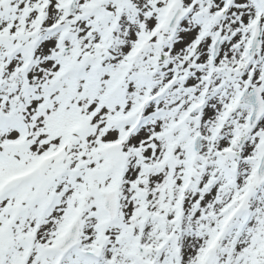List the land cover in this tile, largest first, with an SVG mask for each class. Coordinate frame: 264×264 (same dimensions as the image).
I'll list each match as a JSON object with an SVG mask.
<instances>
[{
  "label": "snow or ice",
  "instance_id": "snow-or-ice-1",
  "mask_svg": "<svg viewBox=\"0 0 264 264\" xmlns=\"http://www.w3.org/2000/svg\"><path fill=\"white\" fill-rule=\"evenodd\" d=\"M0 264H264V0H0Z\"/></svg>",
  "mask_w": 264,
  "mask_h": 264
}]
</instances>
